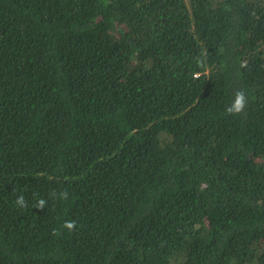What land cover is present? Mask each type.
Segmentation results:
<instances>
[{"label":"trees","instance_id":"16d2710c","mask_svg":"<svg viewBox=\"0 0 264 264\" xmlns=\"http://www.w3.org/2000/svg\"><path fill=\"white\" fill-rule=\"evenodd\" d=\"M0 264H264V0H0Z\"/></svg>","mask_w":264,"mask_h":264},{"label":"clouds","instance_id":"9594fccd","mask_svg":"<svg viewBox=\"0 0 264 264\" xmlns=\"http://www.w3.org/2000/svg\"><path fill=\"white\" fill-rule=\"evenodd\" d=\"M241 67H246V64H242ZM247 103L248 97L246 96L245 91L242 89L236 90L231 103L225 108V113L228 115H239L244 112ZM51 195L55 196L56 193L53 192ZM68 196L69 193L67 191H63L60 193V198L63 200H66ZM15 204L22 209L29 206L28 201L25 199V196L23 194H20L16 197ZM46 204L47 201L41 198L36 201L34 208L43 210L46 207ZM76 224L77 222L75 220H66L61 227L69 232H72L76 230ZM52 235H59V230L53 229Z\"/></svg>","mask_w":264,"mask_h":264}]
</instances>
